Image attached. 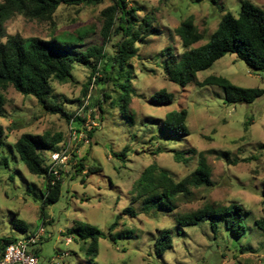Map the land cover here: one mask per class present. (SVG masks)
<instances>
[{"label":"rangeland","instance_id":"rangeland-1","mask_svg":"<svg viewBox=\"0 0 264 264\" xmlns=\"http://www.w3.org/2000/svg\"><path fill=\"white\" fill-rule=\"evenodd\" d=\"M241 1L128 0L129 7L140 9V19L145 15L153 18L155 33L144 43H136V57L124 68V78L129 77L133 89L127 113H122L117 103L109 106V100L102 98V88L89 82L91 71L85 66L75 67L71 83H53L57 101L79 118L74 130L89 140L88 144L74 140L69 124L59 115L45 114L34 98L23 97L9 87L4 92V116L0 117L4 145L0 148V240L13 238L16 242L42 228L44 236L30 249L37 253L38 264H84L85 255L66 231L88 224L106 235L98 240L94 260L99 264H264V233L254 226L255 221H264V94L251 105L228 106L220 88L200 89L194 82L179 88L166 79L164 71L166 50L170 47L176 61L183 52L175 32L181 22L191 19L203 37L192 47L202 46L226 13L237 14ZM250 1L264 11V0ZM109 5L104 1L100 5L59 7L54 34L86 33L72 48L75 54L103 46L107 55H114L120 36L110 35L106 42L101 36V12ZM2 28L6 35L23 39H46L52 33L49 26L20 16ZM209 76L227 78L239 88L264 90V74L251 71L232 55L197 73L195 81L200 83ZM162 90L173 97L170 106L157 107L152 102ZM82 102L86 105L83 111ZM98 104L102 107L101 123L91 119V114L98 118ZM181 110L188 113L189 135L177 137L180 142H176L175 136L160 133L158 127L167 113ZM89 128L96 129L92 140L84 133ZM23 133H62V144L70 156L60 169L61 196L43 214L34 196L43 193L44 182L28 173L12 148ZM148 135L156 138V143L149 141ZM124 146L131 151L125 153L123 161L115 159L112 151L119 153ZM174 153H180L185 163L175 162ZM201 158L210 170L212 186L191 189V199L179 201L172 214H149L142 209L143 199L134 200L135 182L150 164L180 181L196 169ZM82 159L84 170L76 173L75 161ZM88 168L92 175H86ZM205 202L214 208L239 205L245 213V235L240 239L228 236L219 223L214 239L208 223L186 228L176 224L178 214L200 209ZM127 208L133 209L134 217L124 212ZM15 223L24 232L17 230ZM161 231L170 232L172 246L157 256L154 242Z\"/></svg>","mask_w":264,"mask_h":264},{"label":"trees","instance_id":"trees-1","mask_svg":"<svg viewBox=\"0 0 264 264\" xmlns=\"http://www.w3.org/2000/svg\"><path fill=\"white\" fill-rule=\"evenodd\" d=\"M104 1H108L110 5L101 12L103 17L101 36L105 42L110 35L120 36L115 44L116 52L109 56L103 46H91L75 54L72 48L83 41L86 33L76 31L72 34H54L56 31L54 18L58 8L100 5ZM139 11L140 9L129 7L128 0H1L0 117L4 116L6 102L4 92L12 87L21 96L34 98L45 114L59 115L67 124L74 119V124L77 125L79 118L67 112L53 93L54 82L64 85L74 80L73 72L77 65L85 66L91 71L89 82L98 73L99 77L95 78L93 85L102 88V98L105 101L109 100L110 107L117 103L122 113L126 114L133 89L129 77L124 78V68L132 57H136L138 51L136 43H144L147 37L155 33L152 28L153 18L145 15L140 19L137 15ZM17 16L27 21L45 24L49 26L53 34L51 33L46 39L39 37L23 39L19 36L6 35L2 28L3 24ZM175 32L183 52L176 61L173 59L170 47L166 50L164 71L170 83L179 88H185L192 82L200 89L216 86L223 91L224 104L228 106L251 105L263 96L262 89L239 88L224 77L209 76L200 83L195 81L197 73L210 69L226 55H232L235 60L244 63L251 71L264 74V11L250 0L241 1L236 15L226 13L219 21L216 30L202 46L192 47L203 40V37L198 33L191 19L181 22ZM152 98L155 100L152 102L157 107L170 106L173 103V97L165 90L156 93ZM80 105L82 106L83 102ZM97 106L98 118L91 114V119L101 123L102 107L100 104ZM187 115L186 110L167 113L158 127L159 132L170 135L169 137L173 135L174 141L180 142L177 137L183 138L189 135ZM94 130L96 129H84V133L90 140ZM2 135L3 130L0 126V148L4 146ZM148 139L156 143L153 140L156 138L153 136H149ZM62 143V133L53 135L23 133L12 146L28 173L44 182L43 193L36 198L34 196V200L40 204L41 214L48 206L56 203L62 193L61 180H56L49 172V155L61 150L64 145ZM129 151L131 148L124 146L119 153L113 151L112 153L115 159L123 161L125 153ZM160 151L161 148H158L157 152ZM153 155L156 154L153 153ZM174 159L177 163H185L180 153H174ZM84 161V159L75 161L73 168L76 173L84 170ZM91 170L88 168L87 176L93 174ZM95 170L98 172V169ZM59 173L61 175V171ZM210 186H212L210 170L204 158L199 160L198 166L192 173L180 181H174L166 170L152 163L142 171L135 182L134 200L143 199L142 209L149 214L155 212L172 214L177 209L179 201L191 199L193 195L191 189L200 190ZM262 204L264 205V182ZM124 212L134 217L133 209L127 208ZM244 214L243 209L237 204L214 208L205 202L200 209L178 214L175 221L183 228L196 226L202 222L208 223L214 239L218 234V225L222 223L228 236L240 239L246 233ZM254 226L264 233L263 220L255 221ZM14 227L24 232V228L17 223ZM66 236L72 237L82 251L80 253L85 255L84 264H99L94 258L98 253V240L106 239L102 231L88 224H80L78 227L67 230ZM14 241L13 238L0 240V257L6 246ZM171 246L170 232L161 231L154 242L155 254L162 256Z\"/></svg>","mask_w":264,"mask_h":264},{"label":"built area","instance_id":"built-area-1","mask_svg":"<svg viewBox=\"0 0 264 264\" xmlns=\"http://www.w3.org/2000/svg\"><path fill=\"white\" fill-rule=\"evenodd\" d=\"M96 77H99L98 73L93 76L92 83L95 81ZM85 107L86 105L83 103L80 110L83 111ZM69 132L73 135L74 140H83L84 143L88 144V140L82 134L78 133L77 130H74V119H72L69 123ZM69 157L66 145H63L61 150L53 152L49 155V172L56 180L60 179V169L61 167L67 165ZM43 236L44 230L39 228L37 233L34 235L9 244L6 246L2 256L0 257V264H38V257L36 253L30 249L31 247L37 245ZM69 240H66V242L69 243Z\"/></svg>","mask_w":264,"mask_h":264}]
</instances>
